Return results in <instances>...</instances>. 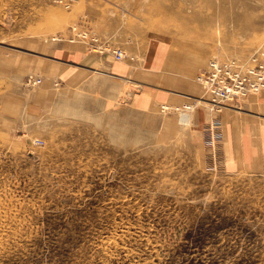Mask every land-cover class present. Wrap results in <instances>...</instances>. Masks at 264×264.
<instances>
[{"label":"rangeland","instance_id":"obj_1","mask_svg":"<svg viewBox=\"0 0 264 264\" xmlns=\"http://www.w3.org/2000/svg\"><path fill=\"white\" fill-rule=\"evenodd\" d=\"M176 4L0 0V264H264V93L214 113L196 82L264 49V0Z\"/></svg>","mask_w":264,"mask_h":264},{"label":"built area","instance_id":"obj_2","mask_svg":"<svg viewBox=\"0 0 264 264\" xmlns=\"http://www.w3.org/2000/svg\"><path fill=\"white\" fill-rule=\"evenodd\" d=\"M83 33H78L82 35ZM103 41V40H102ZM105 43L108 40H104ZM98 40L93 41L94 53L111 55L122 60L124 52ZM202 86V98L214 113L239 100L264 93V49H259L246 58L233 57L225 61L210 60L197 77ZM167 109V107L165 108ZM180 115L193 110L192 105L177 108Z\"/></svg>","mask_w":264,"mask_h":264},{"label":"crops","instance_id":"obj_3","mask_svg":"<svg viewBox=\"0 0 264 264\" xmlns=\"http://www.w3.org/2000/svg\"><path fill=\"white\" fill-rule=\"evenodd\" d=\"M176 3L177 4L175 5V8H179V9L192 8V6H191L192 0H176ZM122 32H125V30H123ZM139 32H140V30L137 29L136 31L132 32L131 36L129 34L126 35V40H124V43L122 46L124 48H126L131 54L136 55V56L160 57V56L165 55L164 52H162L161 48L150 45L149 44L150 42L147 44H144V45H140V43H138V42H140ZM123 39H125V37ZM174 56H175V54H174ZM81 58L84 59V57H81ZM84 61L80 62V64L83 65L82 67L81 66L79 67L80 71H88L87 68H92L91 65L84 64ZM107 63H108L107 69L115 68L121 72V74H119V76L115 77L116 83L114 86L111 87L112 90H110V92L107 91L108 96L110 97L108 99V101L111 102V101H114L112 99H116V100L121 99V101L123 102V100H124V97H123V89H124L123 80H125L124 75H123V69H126V67L124 65L119 66L110 60ZM194 65L195 64H188V65H185L182 67H167V68L163 69V73L168 72L169 69L174 70V73L177 74V76H176V77H178L177 79H181V80L185 81L186 84H190L191 86H193L192 87L193 90L195 88V92H197L198 91V87H197L198 84L195 82V79H194V75L197 71V67L194 68V70H192V68H190L191 66L194 67ZM105 71H106V69H105ZM91 72H94V71L91 70ZM126 74H127V71H126ZM145 75H147V74H145ZM147 78L153 82L165 83V81H166V82L175 83V80H173V79L168 80L169 77L165 76V75L156 76L154 74H148ZM127 94H128V92L126 91V100L128 98Z\"/></svg>","mask_w":264,"mask_h":264},{"label":"bare ground","instance_id":"obj_4","mask_svg":"<svg viewBox=\"0 0 264 264\" xmlns=\"http://www.w3.org/2000/svg\"><path fill=\"white\" fill-rule=\"evenodd\" d=\"M183 9V8H182ZM202 71V70H201ZM200 71V72H201ZM200 72H199V74H200ZM198 74V75H199ZM198 77V76H197ZM196 82L198 83V81H197V78H196ZM199 84V83H198ZM200 85V84H199ZM203 98V97H202ZM202 98H200V103H204L203 102V100H202ZM244 99H246V98H244ZM205 104V103H204ZM176 108H178V107H176ZM194 108V107H193ZM175 109V108H174ZM180 119V121H181V123H187V122H189V120H190V115H189V113H186V115H183V114H181V117L179 118ZM188 124V123H187Z\"/></svg>","mask_w":264,"mask_h":264}]
</instances>
